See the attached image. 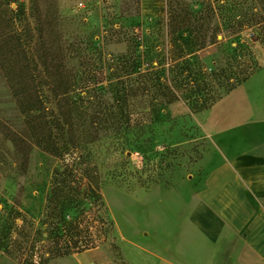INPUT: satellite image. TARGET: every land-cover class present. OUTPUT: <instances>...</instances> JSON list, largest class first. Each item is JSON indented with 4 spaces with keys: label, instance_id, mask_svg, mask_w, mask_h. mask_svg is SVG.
Listing matches in <instances>:
<instances>
[{
    "label": "trees",
    "instance_id": "16d2710c",
    "mask_svg": "<svg viewBox=\"0 0 264 264\" xmlns=\"http://www.w3.org/2000/svg\"><path fill=\"white\" fill-rule=\"evenodd\" d=\"M254 1L258 9L235 19L221 17L225 5L219 1L206 0L198 9L188 0H170L167 17L155 22L162 33L146 42L137 40L132 50L113 60L118 108L129 110L139 102L148 110L146 118L180 101L196 112L209 110L250 80L260 69L251 59L250 45L232 46L229 38L249 31L250 40L264 47V0ZM31 11L20 0H0V75L24 117L22 132L10 131L8 139L23 165L32 146H38L62 166L53 170L39 224L27 229V219L17 211L0 229V249L20 264H51L109 245L117 264H130L103 198L100 170L87 152L97 140L96 135L89 140L91 130L100 132L99 124L105 122L88 120L70 93L66 60L79 51L62 39L58 11L39 5ZM137 121L143 126L142 117Z\"/></svg>",
    "mask_w": 264,
    "mask_h": 264
},
{
    "label": "rangeland",
    "instance_id": "374dc122",
    "mask_svg": "<svg viewBox=\"0 0 264 264\" xmlns=\"http://www.w3.org/2000/svg\"><path fill=\"white\" fill-rule=\"evenodd\" d=\"M169 1L20 0L28 14L35 5L58 11L62 39L79 51L78 56L66 60L70 93L84 107L88 120L96 117L105 122L99 124L100 132L91 130L89 140L95 135L97 140L88 145L87 152L100 170L101 191L123 253L124 248L133 249L135 241L156 240L176 211L180 222L187 217V191L197 192L208 168L227 153L236 139L232 131L243 125L237 123L239 117L248 112L253 113L251 120L264 119V47L250 40L249 31L229 40H233L232 46L249 43L251 59L260 69L211 109L196 112L180 101L159 107L146 118L148 110L139 102L129 110L118 108L119 85L113 60L132 50L137 40L146 42L162 33L155 22L167 17ZM205 1L188 0L198 9ZM213 1L225 5L219 12L222 18L240 19L258 9L254 0ZM141 117L143 126L137 123ZM23 120L0 75V229L7 220L12 222L17 211L27 219V229H32L31 223L39 224L53 170L62 166L38 146H32L29 161L22 164L8 135L10 131L21 133ZM15 223L23 225L21 220ZM101 249L113 260L118 259L109 245ZM70 260L58 258L51 264H70ZM0 264L20 263L0 249Z\"/></svg>",
    "mask_w": 264,
    "mask_h": 264
},
{
    "label": "crops",
    "instance_id": "0c3cea01",
    "mask_svg": "<svg viewBox=\"0 0 264 264\" xmlns=\"http://www.w3.org/2000/svg\"><path fill=\"white\" fill-rule=\"evenodd\" d=\"M252 116L238 118L243 125L232 131L236 139L227 153L215 159L194 195L187 191V217L180 222L176 211L156 240L124 248L130 264H264V119ZM64 258L117 264L101 247Z\"/></svg>",
    "mask_w": 264,
    "mask_h": 264
},
{
    "label": "bare ground",
    "instance_id": "6f19581e",
    "mask_svg": "<svg viewBox=\"0 0 264 264\" xmlns=\"http://www.w3.org/2000/svg\"><path fill=\"white\" fill-rule=\"evenodd\" d=\"M80 259H82V260H83L84 258H80Z\"/></svg>",
    "mask_w": 264,
    "mask_h": 264
}]
</instances>
